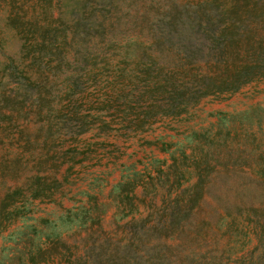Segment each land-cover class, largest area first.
I'll return each mask as SVG.
<instances>
[{
	"label": "rangeland",
	"instance_id": "rangeland-1",
	"mask_svg": "<svg viewBox=\"0 0 264 264\" xmlns=\"http://www.w3.org/2000/svg\"><path fill=\"white\" fill-rule=\"evenodd\" d=\"M104 1L109 2L99 5L117 7L110 19L117 35L86 50L90 51L85 57L86 51L77 55L69 48L65 54L70 63L47 72L48 104L34 103L23 93L17 94L15 109L0 104V113L10 116L0 115V189L20 186L25 195L24 215L0 235V256L10 254L9 233L46 218L57 221L56 231L72 245L71 259L79 257L81 264H247L257 243L256 209L249 207H264V76L237 91L205 96L180 114L157 115L146 128L138 129L135 122L152 101L137 70L142 68L137 56L151 53L149 24L169 3ZM12 35L0 14V36L6 39L0 49V73L7 56L19 54ZM181 51L177 47L169 51L176 60L166 67L167 74L178 69V56L184 60ZM72 73V78L64 79ZM7 90L14 95L9 86ZM170 163L173 166L167 169ZM133 169L153 175H193L190 183L194 175L213 176L204 201L191 216L176 226L167 223V234L142 233L141 222L146 220V227L155 224V208L168 203L163 198L170 186L165 184L152 204L151 185L144 191L138 187L136 194L146 201L139 204L134 220L123 218L113 204L112 186ZM35 175L58 179L52 199L29 196L25 182ZM91 197L97 204L92 216L99 222L86 232L57 220L66 209ZM86 233L88 244L74 245ZM90 238L97 244L92 246ZM64 253L60 263L68 264L69 255Z\"/></svg>",
	"mask_w": 264,
	"mask_h": 264
},
{
	"label": "trees",
	"instance_id": "trees-1",
	"mask_svg": "<svg viewBox=\"0 0 264 264\" xmlns=\"http://www.w3.org/2000/svg\"><path fill=\"white\" fill-rule=\"evenodd\" d=\"M167 1L169 8L162 14L158 12L149 24L152 25V30L147 42L151 53L137 56L138 63L142 64V68L138 67L137 70L142 73L141 80L148 88L145 91L149 94L147 99L152 101L143 111V117L135 122L138 129L146 128L157 115L180 114L205 96L237 91L245 84L264 76V2ZM107 2L109 1L0 0L2 20L5 27L13 31L12 36L16 38L20 49L17 57L8 55L1 67L0 104L12 106L10 109L17 108L16 97L19 93L32 98L34 103L46 101L45 104H48L50 99L47 100L46 96L51 94V82L47 72L70 63V56L65 54L68 49L72 48L79 55L117 35L114 22L110 20L112 8L117 7L99 5ZM5 41V37L0 36V49ZM173 47L182 50L184 60L181 61L178 56L177 63L180 65L175 73L169 75L165 71L166 67L176 60L168 55ZM145 56L147 61L143 60ZM154 70L157 71L155 77ZM72 77L73 73L66 75L64 79ZM8 86L14 95L6 93ZM0 115L10 119V116ZM165 164L166 162L163 163ZM167 166L169 169L173 163ZM158 172L163 173L164 170L159 169ZM192 176L153 175L151 172L133 169L131 175L112 186L113 204L123 218L131 216L134 220L140 211L139 204L146 201L145 197L140 198L136 194V189L140 187L144 191L149 183L152 187L149 201L152 204L158 197L159 190L169 184L168 195L166 199L163 198L164 201L168 199V203L155 208L156 223L146 227V220H141V226L138 227L142 233L156 230L167 234V223L179 225L200 207L206 197L207 186L213 175H194V181L190 183ZM25 184L32 199H52L55 193L53 189L58 187V179L49 175H35L29 177ZM24 196L20 186L0 189V235L18 217L24 215V206L21 204ZM91 199L66 209L57 220L86 232L92 223L99 222L98 217L92 216L97 204L94 197ZM91 201L95 207L91 206ZM249 209H256L257 243L246 262L264 264V207L251 206ZM41 225L46 226L47 230L39 229ZM57 226L56 220L43 218L39 225L24 224L22 229L13 230L9 233L12 245L7 247L10 254L5 257L2 253L0 264H61L60 259L65 256L64 250L69 255L68 264H81L79 257L71 259L72 245L62 233L56 231ZM161 234L163 233L157 235ZM80 239L74 245L89 242L87 233ZM96 241L92 239V246L97 244Z\"/></svg>",
	"mask_w": 264,
	"mask_h": 264
}]
</instances>
